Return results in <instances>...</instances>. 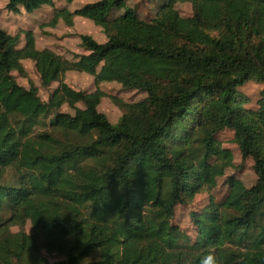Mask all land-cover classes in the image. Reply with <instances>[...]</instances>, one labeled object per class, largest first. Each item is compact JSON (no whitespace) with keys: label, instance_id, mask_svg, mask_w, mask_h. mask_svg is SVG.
<instances>
[{"label":"trees","instance_id":"16d2710c","mask_svg":"<svg viewBox=\"0 0 264 264\" xmlns=\"http://www.w3.org/2000/svg\"><path fill=\"white\" fill-rule=\"evenodd\" d=\"M178 2L191 3L192 15ZM44 5L53 0H7L4 9ZM74 14L105 40L80 34L77 50L60 54L36 47L31 32L0 28V264L53 255L54 264H200L207 254L217 264H264V0H165L148 20L126 0H98L54 8L49 24L70 26ZM25 61L41 86L56 83L47 101ZM71 71L94 89L68 85ZM252 80L263 87L247 107L239 89ZM101 83L144 97L112 95L121 111L112 123L98 110ZM227 129L251 160L250 186L227 175L233 153L217 138ZM221 177L222 200L211 195L189 211L190 236L173 222L176 207Z\"/></svg>","mask_w":264,"mask_h":264},{"label":"rangeland","instance_id":"374dc122","mask_svg":"<svg viewBox=\"0 0 264 264\" xmlns=\"http://www.w3.org/2000/svg\"><path fill=\"white\" fill-rule=\"evenodd\" d=\"M7 0H0V28L9 34L19 33L22 35V31L31 32L34 37L36 47L51 48L55 52H61L64 54L69 51H76L77 44L79 42L78 35L80 34H93L98 40L102 39V29L94 25L89 19L72 15V24L66 25L62 19H59L54 26L49 23L54 15V8H65L68 11H73L76 8L87 4L96 2L98 0H53L54 5H44L35 12L22 13L20 15L12 14L4 9V5ZM165 0H126L128 6L136 8L138 16L143 19H151L159 4ZM175 8L180 12L182 16L192 15V6L189 2H178L175 4ZM120 11L114 13L117 14ZM63 22V23H62ZM67 50V51H66ZM70 58V55L66 56ZM28 78L38 86V94L41 100L47 101L53 88L56 87V83H53L49 87H43L40 85L39 79L33 70L31 63L24 62ZM17 83L22 86L28 87L27 78L19 76L17 72H12ZM65 82L72 88L91 91L94 89L91 77L86 74H78L75 72H68L64 76ZM263 87L261 82L249 81L240 87L241 90L249 98L247 107H254V102L258 96L260 89ZM99 88L105 92V96L101 99L98 105V110L104 113L108 120L112 123L116 122L120 116V109L114 104L110 98L112 95L118 98H122L125 101L139 100L144 97V93H140L135 90H125L116 83H104L100 84ZM61 111L71 112L72 110L66 105H63ZM35 131L46 130L47 133L51 131V128L47 129V126L34 127ZM233 132L231 130H223L217 134V138L220 140L224 147L229 148L233 153L234 167L227 171V175L233 174L239 178L246 186H250L255 181L254 173L251 169V160L242 159L238 147L232 142ZM9 171L6 173L8 174ZM225 177L218 178L216 187L211 191L203 194H198L195 198L193 205L188 208L176 207L173 222L179 226L182 230L194 237V228L189 219V211L194 209L198 210L205 203L208 202L209 196L213 195V198L217 201L222 200L225 194ZM28 225H25L27 230ZM59 256H49L48 264H54L59 260Z\"/></svg>","mask_w":264,"mask_h":264},{"label":"clouds","instance_id":"9594fccd","mask_svg":"<svg viewBox=\"0 0 264 264\" xmlns=\"http://www.w3.org/2000/svg\"><path fill=\"white\" fill-rule=\"evenodd\" d=\"M200 264H217V261L212 254L205 255L202 259Z\"/></svg>","mask_w":264,"mask_h":264},{"label":"crops","instance_id":"0c3cea01","mask_svg":"<svg viewBox=\"0 0 264 264\" xmlns=\"http://www.w3.org/2000/svg\"><path fill=\"white\" fill-rule=\"evenodd\" d=\"M53 4H54V2H53ZM81 7V6H80ZM56 8V7H55ZM79 8V7H78ZM40 9V8H39ZM77 9V8H76ZM38 9H36V10H34L33 12H35V11H37ZM22 13H24V11H22L21 13H19V14H16V15H20V14H22ZM27 13V12H26ZM30 13V12H29ZM12 14H14V13H12ZM63 23V22H62ZM93 35V34H92ZM94 36V35H93ZM95 37V36H94ZM105 40V36L103 35L102 36V39L101 40H99V41H104ZM58 53H61V52H58Z\"/></svg>","mask_w":264,"mask_h":264}]
</instances>
